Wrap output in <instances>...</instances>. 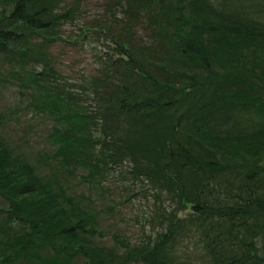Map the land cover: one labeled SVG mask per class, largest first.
<instances>
[{
  "label": "trees",
  "instance_id": "1",
  "mask_svg": "<svg viewBox=\"0 0 264 264\" xmlns=\"http://www.w3.org/2000/svg\"><path fill=\"white\" fill-rule=\"evenodd\" d=\"M62 2L0 0V85L48 118L52 142L46 156L21 149L6 131L16 109L0 108V264H264V0H114L157 19L173 8L158 24L174 64L162 78L131 31L84 21L74 39L57 33L80 17ZM58 40H100L98 72L64 75L46 48ZM115 170L174 204L139 239L100 242L102 210L70 180L97 191Z\"/></svg>",
  "mask_w": 264,
  "mask_h": 264
},
{
  "label": "rangeland",
  "instance_id": "2",
  "mask_svg": "<svg viewBox=\"0 0 264 264\" xmlns=\"http://www.w3.org/2000/svg\"><path fill=\"white\" fill-rule=\"evenodd\" d=\"M8 2V1H7ZM7 2L2 5H6ZM64 5H81L80 17L75 21H67L59 29H55L64 36L74 39L80 32V24L84 21L94 22L96 25L111 24L110 28L113 29L118 35L128 36L131 31V43L134 46H141L142 55L145 57L144 51L149 53L150 59L154 58L158 64H151L146 62L150 70L162 78L167 76L174 69L172 61L166 62L169 58V48L166 43V32L161 29L158 24L162 20L166 21L167 17L173 15V8L166 9V13L159 11L153 15H139L134 13H127L123 11L119 5H116L114 0H64ZM172 4V3H171ZM170 4V6H172ZM169 5V4H168ZM7 6V5H6ZM61 6V5H60ZM60 9V8H58ZM144 13V12H143ZM133 18L132 24L127 25V18ZM150 19V21L148 20ZM154 19V20H153ZM160 27V28H159ZM127 29V30H126ZM43 37L34 36L30 39V44L38 49V46L44 45ZM86 40L85 43L58 40L55 42H47L46 48L49 54L55 58V63L61 72L66 76H71L73 79L82 78L83 74H91L98 72L100 66L96 63L98 49L101 47L100 40L90 44ZM100 44V45H99ZM96 47H94V46ZM155 54H151V53ZM142 57V58H144ZM148 58V57H147ZM166 62V63H165ZM165 63V67L161 64ZM160 64V65H159ZM178 81L177 76H173ZM127 82L137 83L141 87L144 86L143 80L140 76L133 77V75L124 78ZM175 81V82H177ZM28 95L26 92H24ZM29 96V95H28ZM29 99L23 97L19 93L17 85L11 83H3L0 85V108L16 109L13 112V117L8 123L6 129L9 137L19 145L21 149L29 151L35 157L40 153L46 156V152L52 148V142L48 137L49 120L46 116L38 114L31 106L27 105ZM52 152V151H51ZM44 161V160H41ZM120 170H115L111 180L105 183L104 188H99L97 191L89 188L87 182L79 181V178L73 177L70 180L71 186L75 192H85L91 190L93 197L96 200L97 207L102 210V219L104 220L103 227L107 234L104 237H97L100 242L112 243L115 232H120L122 235L134 240L139 239L144 235L143 229L147 232L151 231L153 226H157L159 222L158 212L161 207L170 208V202L167 200L166 192L162 193L163 199L156 196L157 189L151 187L146 181L141 182L139 179H124L123 173ZM124 171V170H122ZM132 175V174H129ZM134 177V176H133ZM130 189V190H129ZM187 211V209H186ZM185 211V213H186ZM184 212H182L183 214ZM157 217H154L156 216ZM180 238L182 242L183 239ZM189 238L184 240L185 243L179 245H189ZM181 248V247H180ZM184 249L189 250V255L199 262L197 253L201 251L196 250L193 244H190ZM205 253L206 250L202 249ZM76 264H87L82 258L76 259Z\"/></svg>",
  "mask_w": 264,
  "mask_h": 264
}]
</instances>
